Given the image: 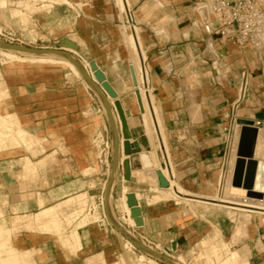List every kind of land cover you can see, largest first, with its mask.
<instances>
[{"label": "crops", "instance_id": "crops-1", "mask_svg": "<svg viewBox=\"0 0 264 264\" xmlns=\"http://www.w3.org/2000/svg\"><path fill=\"white\" fill-rule=\"evenodd\" d=\"M130 1L137 14L135 21L141 30L147 54L145 61L149 73L147 86L164 116L166 144L170 152L174 179L186 190L204 198L208 197L217 190L219 175L229 148L228 138L230 139L234 126L255 121L264 123V51L258 53L249 45L239 49L232 44L224 43L221 39L207 35L198 26L199 17L194 10L197 0ZM27 2L28 0H0V9L3 7L25 9ZM45 3L37 1L36 5ZM84 5L104 11L107 22L109 14L114 10L119 12L113 0L84 2L81 11ZM75 17H78L76 13ZM53 20L55 18L47 20L46 25L53 23ZM120 20L122 23L126 22V18ZM18 32L30 40L26 32L20 30ZM70 35L77 42L83 43L80 47H85V43L78 39L76 34ZM123 41L124 37L121 33L119 44L124 55L128 57L127 67L131 77V57ZM119 56L118 53L117 57ZM83 57L89 60L86 56ZM115 67H118L116 62L112 68ZM243 71H247L250 77L249 99L241 103L238 108H234ZM116 75L120 76L118 73ZM123 86L124 89H121L122 86L119 87L122 90L120 95L126 94V96L120 101L131 113L127 118L131 143L137 142L140 150L153 148L160 156L159 148L152 146L147 137L137 95L131 93L132 90L124 80ZM21 88H24L26 93H23ZM9 89L13 99L9 104L5 101L1 102L0 111L3 115L8 111H18L26 124L31 125L37 119L32 110L36 102L34 103L32 95L27 93V86L10 85ZM63 101L53 98L41 101V106L45 109L41 114L42 130L46 131L49 137L52 133L57 136L54 141L52 137L53 148L57 146L56 144H60L68 152L65 149H61L64 153L58 150L57 163L47 170L48 187L46 190L35 192L37 198L34 203L38 206V210L41 208L39 202L44 197L48 199L47 204L66 197L65 202L71 203L74 199L71 196L75 193L72 192L73 190L75 191L79 186L85 188L92 184V181L95 182V179L89 176L93 172L87 174L82 172V168L93 163L91 132L95 128L94 124L90 122L91 120L84 121L81 115L77 114L76 110L80 109L83 101L75 100L72 104H65ZM17 149L9 148L0 152V161L21 157L22 153H18ZM23 162V159H16L12 163L13 166H20ZM160 164L163 166L161 156ZM93 166L96 170L99 168L98 164ZM17 169L19 168L6 172L0 170V187L7 188L8 203L20 206L15 207L16 211L9 218L13 226L27 224L34 215V212H29L28 207L17 200L19 187L17 179H23L22 171ZM136 173L139 172L132 174L131 181L127 182V185L131 191L146 190L144 187L149 185L139 180L144 179L142 173H139V177ZM30 187L32 191L38 189L37 185ZM88 194V191L80 193L78 200L86 199ZM170 204L175 207L171 208ZM182 208L185 209L181 205L178 206L174 200L143 205L142 215L145 225L142 230L154 236L163 247L175 242L178 253L196 248L195 243L199 237L209 232L208 228H204L208 222L193 212L185 214ZM10 213L8 211V215H11ZM223 218H225L223 215H218L217 219L222 236L226 230ZM79 222L80 228L76 232L83 242V249L78 255L68 257L62 255L60 253L62 250L56 247L53 240L46 236L47 234L41 233L37 236L29 232H20L14 234L12 239L8 235L0 237V252H4L0 253V264H36L33 259L26 257L21 249H36L34 256L37 264H93L95 260H104L101 264H107V258L113 255L114 248L105 241L106 237L102 231L106 228L102 229L99 224L101 229L91 226L95 222L86 213ZM249 227L254 239L258 230L256 228L255 231L252 224ZM260 227L264 234V228L261 225ZM114 233L119 237L116 232ZM119 239L121 240L120 237ZM121 242L123 248L127 249L122 240ZM45 255L50 256V259H44ZM42 257L43 260L39 261L38 259ZM250 262L264 264V251H253Z\"/></svg>", "mask_w": 264, "mask_h": 264}, {"label": "rangeland", "instance_id": "rangeland-1", "mask_svg": "<svg viewBox=\"0 0 264 264\" xmlns=\"http://www.w3.org/2000/svg\"><path fill=\"white\" fill-rule=\"evenodd\" d=\"M73 1L76 2L74 4H77V6L79 7L76 8L77 10L79 9L81 12L80 17H75L74 10L64 5L57 9L56 18L55 20H53V23H51L50 25H46L44 19L40 18L39 16L40 14L39 12H41L43 9L47 7L46 4L48 3H45V4L33 6L30 9L31 11L30 10L27 11V14L29 15V21L28 23H22V25H18L13 21H9L10 23H12V25L9 22H7L5 20V17H3L4 13L2 12L1 10L2 8H1L0 23H5V25L10 28H13L15 25H17L15 27L23 32H25L30 27H35V30L37 31L39 36L36 39L29 38L30 41H32V44L22 45L26 48L32 49L33 51H28L26 49L25 50L14 49L15 51H17L18 54L20 52V54H22L20 56L22 57L27 56L23 54H28V52L34 53L36 57H46L48 55H42L43 54L42 51L46 50L47 52L49 51L50 53H54L55 51H57L56 52L58 54L57 56L66 59L69 57V55L67 54L70 52L66 50L67 48L65 47V44L67 43V41H70V39L72 40L74 38L72 35L69 36L70 34H76L75 36H77L78 39H81L85 43V47L79 48L82 54L80 56L84 55L87 58H89L90 61H94V60L97 61L101 70L105 72L106 78L108 79L110 84L117 90L118 98L122 91L121 89H124L123 80L127 84L128 88L132 90L131 93L133 92L135 95L137 88L133 86L130 80L131 78L130 72L127 67L128 57L127 55H124V53L122 52V46L119 44V41L121 39V32L119 27L122 24V21L118 17L117 10H114L113 13L109 14L110 15L109 21L107 22L104 17V11L95 10L94 7H90V6L83 7V10L81 11L84 2H89L90 0H73ZM15 8L20 9V7H15ZM133 14L134 16L137 15L135 10H133ZM8 43L9 42L5 41L2 37H0V44L3 46V49H5L6 51L13 50V48H7L8 46H6V44ZM72 43L74 44V42ZM77 44L78 45L81 44V46L83 45L82 42L81 43L78 42ZM118 53L120 55L119 58L117 57ZM1 57L2 56H0V74H1L0 84L3 86L0 87L2 88L5 87L10 94L7 103L9 104L10 101L13 99L9 89L10 85H16L17 87L27 86V93L31 94L34 103L36 102L35 104L36 106L33 107L32 110H33V115L37 116V119H35V121H33L31 125H27L24 119L17 120L11 114L4 113V117L7 119L8 122L6 124H0V126L2 127L4 125L6 126L5 127L6 129H4V127L3 128L0 127V152L7 150L9 148H18L17 149L18 153H22L21 157H17L11 160L0 161V170L6 172L10 169L19 168L17 169V171L19 170L22 171L21 174L23 179L20 180L16 178L19 184L17 200L22 202L23 205H26L28 207L27 210L29 212H34L32 218H30L27 221V224H22L21 226H13L10 223L9 218H11L13 216V213L16 211L15 207H20V206L10 205L8 203L9 197H8L7 188L4 189L3 187H0V225H1L0 227L8 231V236L11 239L14 234L20 232H29L30 234L32 233L33 235H37V236L41 233L47 234L46 236H48L53 240L56 247L62 250L60 252L62 253V255H65L67 257L69 255H78L79 251L83 249V242H81L80 239L78 238L76 230L80 228L79 219H81L85 213L87 214L86 206L88 202L87 199H83V198L78 200L79 199L78 195H80V193H84L85 191H88L90 195L95 197V201L99 203L98 198L101 196L100 193L102 191V185L104 184L105 181L110 182L112 180L111 176L113 175L111 173H113L112 169H113L114 155L116 156V166L118 164L117 172L119 174H121L119 165L121 163L124 165L122 159L126 158L123 157V154H121L122 150L120 151L116 150L115 148L116 143L113 142L114 138L112 136L113 132L111 128H113L120 137H123V130L120 129V124L118 120V115H117L118 112L114 107L112 108L111 101L113 100V98L105 90L101 89L103 94L106 96V98L109 99L108 101H110L109 102V104L111 105L110 106L111 110H110L108 102L106 101L105 102L106 106H104L99 95L95 94V91L92 90V86L90 85V83L88 82L82 83L83 81H81V79L76 77L74 74L68 75L70 71L63 66H56L46 63L35 64L29 61H25L23 63H17V62L6 63L8 62L7 59L4 57H2L1 59ZM81 62H83V60H81ZM115 62L117 63L118 67L112 68ZM86 71L87 74L89 75L90 73H88V71L90 72V69L88 70L86 69ZM116 73L120 74L121 77L117 76ZM89 79L91 82H93L92 84L95 83V80L93 79L92 76L90 78L89 75ZM120 86H122L121 89L119 88ZM21 90L23 93H26V90H24V88H21ZM125 96L126 94L124 95L121 94L119 99H124ZM48 98L64 100L63 102H65V104L66 103L72 104V101L75 100L83 101V105L80 107V109L77 108L76 110L77 114H80L83 120L86 122H89L91 120L90 122L94 124L95 128L93 132H91V149L94 155L93 163L91 164V166L82 168V172H85L86 174L89 172H93L89 176H91L92 179H95V182L92 181V184L86 186L85 188L79 186V188H76L75 191L73 190L72 192L75 193H73V195L71 196L74 197L73 202L71 203L65 202L67 198L66 197L65 199H62L60 201L47 204L48 199L47 197H44L39 202L41 208L38 210V206L36 205V203H34V200L37 198L35 192H40L43 189L46 190V187H48L47 186L48 180L46 178L47 170L48 168H52L57 163L58 150L64 153V150L61 149H65L61 147L60 144H56L57 146L53 148L51 145L52 137L54 141V138L57 136L55 135V133H52L49 137L48 135H46V131L42 130V127L40 125L42 120L41 114L45 110L41 106L42 105L41 101ZM103 107L104 108L106 107L108 116L105 114V110L103 109ZM15 112L19 116H21L18 111ZM8 124H10V126L12 124L14 128L12 126H11L12 129L8 128L10 127L7 126ZM97 133H99L100 135H98ZM95 138L96 140H98L99 143L98 142L94 143V141H92ZM106 142L109 147L108 149L109 163L105 161L104 151L102 153V149L103 150L106 149ZM119 148L122 149V141L119 142ZM114 149L117 155L114 154ZM229 149L230 147L228 148V154H229ZM65 150L68 152L67 149ZM97 150L99 151L101 150L100 151L101 152L100 157L102 156L101 158L96 156ZM151 150H153V148H151ZM127 156L128 158H130L132 154L131 155L129 154ZM16 159H23L25 161H30V162L32 161V163L34 162L33 164H35L34 165L35 170L32 171L33 166H30V168L25 166L23 167V165L13 166L12 162ZM100 160L102 162H100ZM95 164L99 165V168L97 170L93 166ZM109 167H111L110 175L108 174ZM226 167L227 165L225 163L224 170H226ZM136 174H138L139 177V173ZM143 177L144 179L143 178L142 179L138 178V179L149 185V187L147 186L144 187L146 188V190H148L150 188L151 181L149 179H146L144 175ZM30 185L33 187L34 185H37L38 189L36 188L34 189V191H32L33 189L30 187ZM114 186L115 187H113V191L111 192L112 203H114L119 199L120 187L118 188L117 185ZM142 192H145V190H143ZM169 200L171 199H164V198L162 199L158 196H156L155 198L149 196L148 199L147 198L145 199V197H143L139 201L140 203L139 207L141 209V213H142L143 205H147V204L151 205L159 201H169ZM169 206L171 208L175 207L173 204H170ZM8 211L11 212L10 213L11 215H8ZM183 211L184 213L186 212L185 214L192 212V211H188L186 208L183 209ZM118 215L119 213L115 212V216L118 217ZM218 215L220 214H216V218L214 219L215 222H213L211 218L203 217L208 222V224H206L204 228L206 229L208 228L209 232L207 235L199 237V239L195 243L196 248L188 252L184 251L180 253L177 252L178 249H173L175 253L172 254L171 256L160 254V251L156 250L155 253L152 252L151 254L148 253V257L154 259L156 262L155 264H167L157 258L158 256H162V255L170 259L175 264H196L195 261L196 258H201V259L202 257L215 258L216 255H218L219 253L225 250V244L231 238L233 234V233L231 234V231L234 229L232 227L233 223H231L229 219L223 218L224 219L223 221L225 222L224 224L226 230L225 232H223V236H222L221 234L222 231L220 230L217 224ZM259 222L260 220H258V223ZM259 225H261L264 228L263 223ZM91 226H95L98 229L101 228L105 229L104 226H101L100 228L96 223L91 224ZM111 227L110 226L107 227L106 232L104 230L102 231V233H104L106 237L105 241H107V243H110L114 248L113 255L110 258H107L108 260L106 261L107 264H114V262L120 261L119 257L121 254L124 255L123 258L130 257L133 260V262H135V264L139 262V259L141 258L140 257L141 253H139L137 250L130 251L128 249H124L121 240L112 231ZM147 237L151 241H154L157 244H159V242L156 240V238H154V236L148 235ZM256 237L253 239V234H251L249 230L248 237L242 238L238 243H236L235 245L236 248L241 247L243 244L248 245L246 248L247 249L246 255L248 254L247 259L241 264H251L250 258L252 256L253 251H257V252L264 251L263 250L264 248H261L260 246L256 245V241L258 240ZM34 238H36V236ZM261 241L264 243L263 233H262ZM148 246L149 245H147L146 247ZM13 247L16 246L13 245ZM21 250L26 257H28L29 259H33V261H35V263L37 264V261L34 256V252L36 251V249H32V250L21 249ZM0 253H4V252L1 251ZM49 254L51 255L52 253ZM154 255L157 257H155ZM178 257H184V260L180 258L178 259ZM45 258L46 260L47 258L49 260L50 256L48 257L45 255L44 259ZM38 260L39 261L43 260V257ZM102 261L104 260H95L93 264H101ZM217 264H221V262Z\"/></svg>", "mask_w": 264, "mask_h": 264}, {"label": "bare ground", "instance_id": "bare-ground-1", "mask_svg": "<svg viewBox=\"0 0 264 264\" xmlns=\"http://www.w3.org/2000/svg\"><path fill=\"white\" fill-rule=\"evenodd\" d=\"M37 1H42L44 3L48 2L50 4L41 12H39L40 18L44 19L45 22L49 19L56 18L57 9L64 5L75 10L77 16L78 14H80L79 12L80 10L78 9L79 10L78 11L76 8L78 7L77 4H74L70 0H29L25 5V9L3 7L1 9L2 12L4 13L3 17H5V20L7 22L13 21L18 25H22V23H28L29 15L27 14V11H29L33 6H35ZM114 1L120 12V14H118L119 15L118 17H121L123 19L126 18L127 17L126 15H128V11L132 10L131 1L130 0H114ZM10 24L12 25V23ZM6 27L0 25V32H2ZM120 30L124 37V41H123L124 47L131 57L130 66H131L132 76L130 80L133 86L137 88V91L136 92L134 91L135 95L139 93V96L141 98L142 115H143L144 125L146 128L147 137L152 146L159 148L160 152H162L165 160L168 163V159L170 162V152L166 144V130H165L163 112L161 107L155 103L153 93L150 90L146 89L147 83H149V73L146 65L144 64V62L146 61L147 54L144 48L143 38L141 36V30L137 25L134 28L133 26L129 25L127 22L122 23V25L120 26ZM25 32L28 34L30 39H36L39 36L37 31L35 30V27H30ZM70 41L74 42V44ZM70 41H67V43L65 44V47L67 48L66 50L70 52L67 54L69 55V57L66 59L57 56L58 55L56 53L57 51H55L54 53H50L49 51L47 52L46 50H44L46 52L42 51L43 52L42 55H48L46 57H36L35 54L32 52H28V54H23L27 56L22 57L20 56L22 55L20 54V52L18 54L17 51L14 50L15 48H13V50L6 51L5 49H3L2 45H0V56L7 59L8 62L6 63H13V62L23 63L25 61H29L35 64L46 63L56 66H63L70 71L68 75L74 74L76 77L81 79V81H83L82 83L84 82L90 83V85L92 86V90L95 91V94L99 95L104 106H106L105 105L106 101L108 102V104L110 101H108L109 99H107L105 95L103 97L101 93L102 91L101 89L105 90L113 98V100L111 101L112 108L114 107L118 112L117 115L120 124V129L123 130V137H120L117 134V132L113 136L114 138L113 142L116 143L115 148L117 151L122 150L121 154H123V157H126L125 159H129L130 167H131V178L134 172L142 173V175H144L146 179H149L151 181V185L148 190H145V192L131 191L129 186L127 185V181L125 179L124 173L119 174L117 172L118 164L117 166H115L114 170L112 169L113 173H111V167H109L108 174L110 175L111 173L113 176H111L112 180L110 181V183H108L109 181L108 182L105 181L104 184L102 185V191H101L102 203L98 204L95 201V197L90 194L86 196V199L88 200L86 206L88 216H90V218L96 224L104 226L105 228L112 226L111 227L112 231L116 232L119 235V237L121 238L125 247L128 250L130 251L137 250L139 253H141L140 255L141 258L139 259V262H137L136 264L156 263L154 259L148 257L147 251H143L142 249L137 247V245L134 243L135 239L137 238L134 235H132V233L128 232L126 228V227L137 226L134 217L138 209L141 211L139 207L140 205L139 201L143 197H145V199L146 198L148 199L149 196L150 197L152 196L153 198L158 196L162 199L164 198V199L174 200L178 204V206L181 205L185 207L188 211H192L193 213L199 215L202 218L203 217L211 218L213 222H215L214 219L216 218V214H220L223 215L225 218L229 219L231 223H233L232 227L234 228L233 229L234 231L233 230H232L233 232L231 231V234L232 233L233 234L225 244V250L219 253L218 255H216L215 258H211V257H202V259L196 258L195 260L196 264H217L219 262H221V264L243 263L247 259L248 254L246 255V251H247L246 248L248 245L243 244L242 246L240 245L241 247L239 248H236L235 245L242 238L248 237L250 230L249 226L251 224L254 225L255 231L256 228L258 230L257 231L258 234L256 237L258 240L256 239L257 240L256 245L260 246L261 248H264V243L261 241L262 238L261 227L259 225L264 223V127H261L259 129L257 142H256L255 159L257 161V172L255 177L254 189L248 190L244 188L242 185L243 171L246 160L242 159L237 154V149L239 144V133L241 126L236 125L234 126V130L232 131L230 136V151L226 161V165H227L226 171L224 172V174L221 175L220 173L219 175V180L221 177V187L217 188L214 194L212 195L208 194L209 196L205 198L196 195L183 188L172 177L173 172L169 168L166 169L160 164L161 155L159 156L158 152H156L155 150H148L146 148H141L140 151L133 153L132 156L128 158L127 154L125 153V146H124L126 141L125 126H126L127 118L128 116L131 115V113L130 111L126 110V108L122 105L125 117L123 118L120 115L115 102L116 99H119L117 95V90L110 84V82L106 78L105 72L101 70L97 61H90L85 59L83 56H80L82 55L79 50L81 44L78 45L77 44L78 42L74 38L72 40L70 39ZM7 48H12V47H7ZM75 57L79 60L81 65L76 62V60L74 59ZM81 60H83V62H81ZM83 69L85 71V74H87L86 69L87 70L90 69V72L88 71V73H90L89 74L90 78L91 76L93 77L96 85L95 83L92 84L93 82L88 80V78L84 74ZM0 86L3 85L0 84ZM9 97L10 94L6 90V88L0 87V103L3 101L7 103ZM109 106L111 105L109 104ZM103 109L105 110V114L108 116L106 107L105 108L103 107ZM8 114H11L17 120H23V118L19 116L15 111H8ZM7 122H8L7 119L0 111V124H6ZM7 126H10V124H8ZM11 126L8 128L12 129L13 126L12 127ZM3 127L4 129H6L5 125ZM97 134L100 135L99 133ZM128 140L132 141V138L130 137ZM92 141H94V143L98 142L96 138ZM121 141H122V149L119 148V142ZM100 151L97 150L96 153L97 157H100L101 154ZM114 154H116L115 149H114ZM123 159L122 161L124 162L125 159L124 160ZM33 163L32 161L30 162L24 160L23 167L25 166L30 168V166H33V170L32 169L31 170L34 171L35 164ZM114 185H117L118 188L120 187L119 199L114 203H112L111 192L113 191V187H115ZM132 192L135 194L137 200V204H138L137 208L131 207L128 204V195ZM115 212L119 213L118 217L115 216ZM141 216L143 217L142 213ZM258 220H260L259 223ZM115 221L120 225L119 227L113 225V222ZM144 225H145V221H144ZM143 226H138V227L142 229ZM120 228L123 229L124 231L126 230L129 236H125L120 230ZM7 235H8L7 231H5L4 228L0 227V237H4ZM139 242L141 244H144L140 240ZM145 245L147 246V244H144L143 246ZM146 246L145 248L152 253H155L156 250H159L160 254H163L162 250H165L161 244H157L156 247L155 246L146 247ZM123 256L124 255L121 254L119 257L120 261H117L114 264H135V262H133V260L130 257L123 258ZM179 258L184 260V257H178V259Z\"/></svg>", "mask_w": 264, "mask_h": 264}, {"label": "built area", "instance_id": "built-area-1", "mask_svg": "<svg viewBox=\"0 0 264 264\" xmlns=\"http://www.w3.org/2000/svg\"><path fill=\"white\" fill-rule=\"evenodd\" d=\"M194 10L199 17L198 26L201 27V29L210 37L221 39L224 43L232 44L239 49L249 45L258 53H262L264 51V0H198L195 2ZM79 16L80 14H78V17ZM126 16V22L135 28L137 23L133 14V8L128 11V15ZM0 25L6 27L5 23H0ZM18 30L19 29L16 27H6L2 32H0V37L11 44L20 46L32 44V41L25 38L18 32ZM249 84L250 77L247 71H243L241 73V82L238 90V97L234 103V108H238L241 103L249 99ZM146 89L149 90V87L147 86ZM242 125L243 124H240V126ZM253 125L258 128V131L261 127H264V123L262 121H255L253 122ZM108 149L109 147L106 142V149H102V153L104 151L106 162H108L109 158ZM160 154L163 159V167L171 170L169 159L167 163L162 152H160ZM227 158L228 152L225 155V162L221 175L226 171L224 170V167ZM100 162L102 161L100 160ZM119 168L122 174L124 172V165L121 163ZM172 177L174 178V174H172ZM220 187L221 177L218 181L217 188ZM100 194L101 196L98 198V204L102 203V192ZM126 228L128 232L132 233V235L144 244L147 243V245L151 247L157 246V243L148 239V235L138 226ZM163 248L165 250H162V252L166 256H171L175 253L172 250L171 242L167 247Z\"/></svg>", "mask_w": 264, "mask_h": 264}, {"label": "water", "instance_id": "water-1", "mask_svg": "<svg viewBox=\"0 0 264 264\" xmlns=\"http://www.w3.org/2000/svg\"><path fill=\"white\" fill-rule=\"evenodd\" d=\"M6 46L15 48L17 50L18 49H21V50L26 49L28 51H33L32 49L26 48L24 46H19V45L11 44V43L6 44ZM74 59L76 60V62L78 64L81 65V63L79 62V60L76 57ZM86 77L88 78V80H90L89 76L87 74H86ZM101 93L104 97V94L102 91H101ZM137 101H138L140 109L142 110V103H141V98L139 96V93H137ZM115 102H116V106L118 108L120 115L124 118L125 117L124 110H123L120 99H116ZM109 108H110V106H109ZM111 129L113 132L112 136H114L116 132L113 128H111ZM125 129H126V132H125L126 141H125V145H124L125 146V153L127 155H129V154H133L135 152H138L140 150L139 144L137 142L132 144L131 141L128 140L131 137V134H130L127 122H126ZM116 137H117V135H116ZM257 137H258V128L256 126H254L253 123H246L240 127L239 144H238L237 154L239 157L246 160L244 171H243L242 185L244 188H246L248 190H253L254 184H255V177H256V172H257V161L255 159V149H256ZM115 166H116V156L114 155L113 170H114ZM124 176H125V179L127 182L131 181V167H130L129 159H125V161H124ZM128 204L131 207L137 208L138 204H137L135 194L133 192L128 195ZM134 218H135V223L137 226H143L144 225V219L141 216V211L139 209L136 211V215ZM113 225L116 227L120 226L116 221L113 222ZM120 230L122 231V233L125 236H129V234L126 230L124 231L121 228H120ZM134 243L137 245V247H139L143 251H147L148 253L151 254V252H149L145 248V246H143L139 242V240L135 239ZM172 247H173V249H176L177 244L174 242L172 244ZM155 257H157V256H155ZM157 258L160 259L161 261L167 263V264H175L170 259H168L167 257H165L163 255L158 256Z\"/></svg>", "mask_w": 264, "mask_h": 264}]
</instances>
